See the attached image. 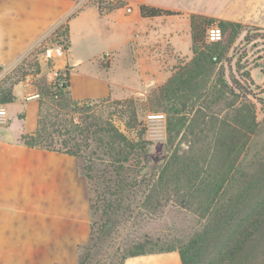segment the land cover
Returning a JSON list of instances; mask_svg holds the SVG:
<instances>
[{"label":"rangeland","instance_id":"1","mask_svg":"<svg viewBox=\"0 0 264 264\" xmlns=\"http://www.w3.org/2000/svg\"><path fill=\"white\" fill-rule=\"evenodd\" d=\"M151 1L156 5L171 7L186 14L173 21H158L151 24L149 27L158 35H148L141 52L145 63L149 60L155 61L151 71L143 73L145 76L156 78L170 74L172 77L192 60L194 54L193 49L186 54L175 50L171 52L167 48L166 41L175 38L182 45L187 44L188 15L216 11V2L212 0ZM128 12H131V9H128ZM87 17L88 22L82 26L83 29H80L83 31L74 32L70 66L85 62V69L95 74L98 68L97 65L94 66L93 60L101 53L108 52L114 38L106 33L104 25L100 23L101 19L98 20L92 11ZM214 18L217 21H227L220 17ZM241 25L240 33L233 42H231L233 31L229 29L223 32V41L220 43L227 52L218 64L212 81L216 78V74L220 73L229 88L225 100L213 107L212 115L219 119L225 117L228 112L232 115L233 110L230 111L227 104L235 101L255 105L260 128L250 144L244 166L246 169L256 170L259 167L256 163L259 159H264V29L257 25ZM173 33L180 34L171 35ZM155 45H160L161 49L155 48ZM32 51L29 56L25 58L21 56L13 64L0 67V92L9 89L19 80L27 79L35 90L36 80L45 79V76L36 78L38 66L35 55L38 50ZM116 57L108 53L102 60L103 67H110ZM160 62L163 64L164 72L161 66H157ZM119 69L123 70L121 67ZM145 87L147 86L143 89L138 87L137 92L119 99L109 98L91 101L87 105L82 104L80 110L76 112L73 107L63 109L61 106L63 103L45 102L44 115L47 113L54 117L58 115L57 119H50L51 123L62 121L61 124L67 125L69 130L72 124L79 125L85 132L77 137V143L71 142L66 147L74 149L78 145L81 150L79 157L62 152L65 150L62 141L67 139V136L55 134L54 146L56 150L61 151L57 153L79 161L80 171L75 170V174L78 173L81 178H85V184L82 182L73 184L76 202L73 209H68L78 215L74 213L66 216V219L51 218L48 221V224L65 227L68 224L76 225L79 229L80 247L77 249L72 247V244L61 247L63 245L61 243L56 248L39 245L32 248L30 262L24 263L17 259L16 264H121L124 257L134 252L145 240L159 241L161 248H168L187 240L200 228L201 220L196 212L197 202L192 207H188L183 202V197L175 193L171 195L162 193L164 200L160 202L148 201L151 194L149 191L157 182L160 170L172 152L191 149L198 151L203 145L201 137L205 136L201 131L208 129L207 136L210 140L213 138V132L210 130L212 126L205 127L197 120L192 124L190 131L187 128V131L176 139L174 137L170 139L165 112L162 110L151 112L148 109L149 107L152 109V106L145 105L162 86ZM159 115H163V118H157ZM190 119H193V116ZM95 123L99 124L98 129L93 127ZM108 123L126 135L129 141L142 142L146 147V153L144 152L145 155L143 153L139 161L132 160L119 172L117 166L100 160L101 143L94 134L101 129V125ZM2 127L0 126V130ZM47 259L49 262L45 263Z\"/></svg>","mask_w":264,"mask_h":264},{"label":"trees","instance_id":"2","mask_svg":"<svg viewBox=\"0 0 264 264\" xmlns=\"http://www.w3.org/2000/svg\"><path fill=\"white\" fill-rule=\"evenodd\" d=\"M88 4L96 6L101 16L126 6L122 0H90ZM139 12L145 19L183 16L181 11L147 4L140 5ZM189 19L192 60L160 87L145 105L152 106L148 109L151 112H165L170 139H176L187 128L191 129L197 120L205 127L212 126L213 138L209 140L207 129L201 131L205 136L201 137L203 145L198 151L174 150L149 191L148 201L160 202L164 200L162 193H175L183 197L188 207L197 202L200 228L187 240L168 248H161L159 241L145 240L124 257L121 264L130 257L171 251L179 252L183 264H264V159L256 163L259 166L256 170L244 166L250 144L260 128L255 105L236 101L226 103L228 109L233 110L232 115L228 112L221 119L212 115L213 107L225 100L229 88L220 73L212 81L227 51L221 43L208 44L206 33L208 28L218 23L223 32L233 31V42L242 25L217 21L201 14H191ZM64 80L67 89H59L58 99L53 97L46 81H37L40 94L38 126L35 133L23 137V142L30 148L61 152L54 146L55 134L67 136L62 141L65 147L62 152L79 157L81 150L78 145L74 149L66 147L71 142L77 143V137L85 134L82 127L72 124L69 130L67 125L61 124L62 121L50 122L58 115H44L45 102L63 103V109L73 107L75 112L80 110L82 104L69 99L70 75ZM19 82L0 92V104L15 101L13 88ZM98 126L95 123L93 127L98 129ZM100 128L94 133L101 143L100 160L117 166L118 172L132 160L139 161L146 153L142 142L129 141L109 123Z\"/></svg>","mask_w":264,"mask_h":264},{"label":"crops","instance_id":"3","mask_svg":"<svg viewBox=\"0 0 264 264\" xmlns=\"http://www.w3.org/2000/svg\"><path fill=\"white\" fill-rule=\"evenodd\" d=\"M122 1L126 3L124 8L101 16L96 6L88 4L89 0H0V67L13 64L25 56L48 31L61 23H66L68 27L70 65L74 32L83 29L92 11L98 20L101 19L100 23L114 41L108 52L101 53L93 60L98 68L95 74L85 69V62L70 66L69 99L78 104L119 99L137 92L138 87L165 85L171 78L170 74L156 78L143 74L150 72L155 63L154 60L144 62L141 53L143 44L148 35H158L149 27L151 24L173 21L186 14L181 11L183 16L145 19L139 12L142 4L176 9L156 5L151 0ZM212 1L216 2V11L192 14L220 17L229 22L257 25L264 29V0ZM187 22V44L182 45L179 40L169 38L166 42L171 52H191L190 19ZM156 47L161 49L160 45ZM108 53L117 57L110 67L104 68L102 60ZM157 66H161L162 72L165 71L161 62ZM33 91L28 79L14 86L15 101L5 105L8 118L0 130V264H16L17 259L28 263L32 248L39 245L56 248L61 243V247L69 244L77 249L80 247L76 225L68 224L65 227L48 224V221L74 215L75 212L70 211L76 202L73 184H85V178H81L77 172L78 175L75 174V170L80 171L78 160L24 144L23 137L35 133L38 126L40 102L39 99L30 98ZM124 264L183 263L179 252L171 251L130 257Z\"/></svg>","mask_w":264,"mask_h":264},{"label":"built area","instance_id":"4","mask_svg":"<svg viewBox=\"0 0 264 264\" xmlns=\"http://www.w3.org/2000/svg\"><path fill=\"white\" fill-rule=\"evenodd\" d=\"M223 31L218 24L208 28L206 40L208 44L220 43L223 41ZM38 50L36 63L38 66V74L36 78L45 76L44 80L51 87V93L55 99H58V91H66L65 78L70 75L69 51L70 39L68 35V27L66 23H61L50 31H48L33 48ZM32 50L23 58L29 56ZM32 99H40L39 90L36 86L35 90L29 95ZM8 111L5 105L0 104V126L7 122ZM162 119L163 115L157 116Z\"/></svg>","mask_w":264,"mask_h":264}]
</instances>
